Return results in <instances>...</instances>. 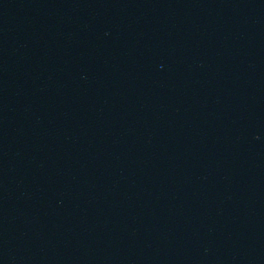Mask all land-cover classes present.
I'll return each mask as SVG.
<instances>
[{
    "label": "water",
    "instance_id": "95a60500",
    "mask_svg": "<svg viewBox=\"0 0 264 264\" xmlns=\"http://www.w3.org/2000/svg\"><path fill=\"white\" fill-rule=\"evenodd\" d=\"M0 264H264V0H0Z\"/></svg>",
    "mask_w": 264,
    "mask_h": 264
}]
</instances>
